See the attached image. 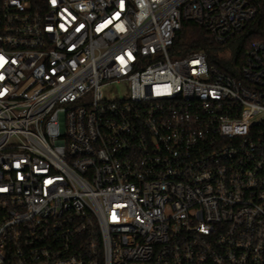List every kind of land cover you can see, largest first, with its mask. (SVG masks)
Wrapping results in <instances>:
<instances>
[{
  "label": "built area",
  "instance_id": "obj_1",
  "mask_svg": "<svg viewBox=\"0 0 264 264\" xmlns=\"http://www.w3.org/2000/svg\"><path fill=\"white\" fill-rule=\"evenodd\" d=\"M262 15L0 0V264H264V43L238 77L169 57L184 21L223 45Z\"/></svg>",
  "mask_w": 264,
  "mask_h": 264
},
{
  "label": "trees",
  "instance_id": "obj_2",
  "mask_svg": "<svg viewBox=\"0 0 264 264\" xmlns=\"http://www.w3.org/2000/svg\"><path fill=\"white\" fill-rule=\"evenodd\" d=\"M252 42L264 43V15L250 22L241 34L223 45L213 42L210 34L202 27L184 21L170 48L169 57L178 60L201 52L209 66H216L223 73L238 77L240 65Z\"/></svg>",
  "mask_w": 264,
  "mask_h": 264
},
{
  "label": "rangeland",
  "instance_id": "obj_3",
  "mask_svg": "<svg viewBox=\"0 0 264 264\" xmlns=\"http://www.w3.org/2000/svg\"><path fill=\"white\" fill-rule=\"evenodd\" d=\"M173 60V59H171ZM127 85L124 83H113L101 88V95L106 100L121 99L127 96ZM253 121L260 119L258 115Z\"/></svg>",
  "mask_w": 264,
  "mask_h": 264
}]
</instances>
